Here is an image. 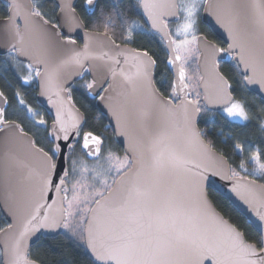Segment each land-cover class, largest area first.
Instances as JSON below:
<instances>
[{
	"label": "snow or ice",
	"instance_id": "snow-or-ice-1",
	"mask_svg": "<svg viewBox=\"0 0 264 264\" xmlns=\"http://www.w3.org/2000/svg\"><path fill=\"white\" fill-rule=\"evenodd\" d=\"M86 4L94 12V0H86ZM140 4L151 21V27L169 36L172 56L168 64L177 69L171 96L179 97V93H183L179 104L162 98L151 87L150 69L155 61L147 52L132 57L139 61L134 75L122 70L117 72L111 65L119 64L118 59L108 57L106 53L101 57L93 56L87 45L84 52L73 50L72 55L52 62V44L45 38L43 25L32 18L39 17L44 24L47 21L43 20L39 9L33 7L25 11L18 0H11L8 33L12 39L7 53L27 71L22 77L24 83L31 82L34 76L40 77L44 90L59 97L63 91L61 76L67 67L83 69L86 59L107 58L111 61L108 71L113 80L120 75L133 97L140 93L141 107L133 106L131 111L117 115L118 121H123L121 134L129 139L127 153L130 155L121 158L109 151L105 157L108 167L104 170L89 169L80 162V179L75 180L71 188L62 187L67 181L59 177V184H54L55 155L62 152L60 144L51 149V155L37 149L41 160L39 170L10 157L15 168L27 169L20 182H31L33 191L26 207H15L12 212L14 217L18 212L26 214L18 227L15 223L8 225L14 230V238L4 245L9 257L7 264H36L28 258V240L41 230H63L81 241L91 253L94 264H264V186L258 191L253 183L243 182L244 178L237 171L229 170L235 180L231 191L248 206L255 217L253 223L259 226L258 240L250 243L244 232L220 216L208 200L205 191L208 173L220 175L222 179H227L228 175L193 159L192 152L203 147L200 133L195 128V115L201 109L198 99H188L190 78L185 72L189 56L194 52L204 55L210 62L216 84L214 102L223 104L229 117L248 120L245 106L232 98L231 84L218 68L220 58L226 55L237 61L236 67L241 69L247 84L264 89V0H217L215 4L210 0H140ZM201 7L211 10L216 22L228 32L231 43L227 49L197 35V13ZM61 11L65 13L66 24L78 26V17L73 15L75 8L71 4L62 6ZM177 15L181 16L183 23L178 25L175 35L182 39L171 38L168 21L164 19ZM21 17L23 30L17 22ZM132 35L129 29L127 39L130 40ZM26 39L32 40L30 47H26ZM67 43L74 45L76 41L69 37ZM201 44L203 51L199 47ZM20 56L28 57L26 65L19 60ZM36 65H43V71ZM95 83H88L86 87L92 89ZM108 87L112 88V84ZM199 95L197 92L196 96ZM16 96L23 105L25 101L19 92ZM0 99H7L2 91ZM49 99H52L51 95ZM27 111L33 110L28 108ZM57 122L63 140L69 139V132L73 129L79 135V119L73 118L68 124L58 109ZM7 123L4 109L0 108V125ZM38 123L44 124L45 121L40 119ZM14 127L20 135H26L18 125ZM6 131L5 127H0V132ZM53 135L56 140L61 139L55 131ZM102 143V139L92 132L83 135V148L94 146L87 153L89 156L100 157ZM236 148L243 151L239 144ZM250 159L256 165L253 171L264 177L260 152ZM76 163L72 161L73 171H76ZM239 167L247 171L246 162H241ZM89 172L94 173V183H88V177L83 175ZM112 173L115 175L111 176ZM68 175L64 172V177ZM52 191L57 199L49 203L47 194ZM9 199L15 204L14 194Z\"/></svg>",
	"mask_w": 264,
	"mask_h": 264
},
{
	"label": "water",
	"instance_id": "water-1",
	"mask_svg": "<svg viewBox=\"0 0 264 264\" xmlns=\"http://www.w3.org/2000/svg\"><path fill=\"white\" fill-rule=\"evenodd\" d=\"M2 3H5L8 6V17H9V5L11 4V0H0ZM43 0H18V2L23 6L24 10L31 9L34 7L35 3H39ZM56 6L58 7V12L56 15L57 25L52 24L47 21L44 16L43 20L47 21L46 24L40 20L39 17H33V20L38 21L43 25L44 30L46 31V39H48L53 48L52 55L50 60L52 62H59V60L66 58L69 55L73 54V50L84 52L85 45H87V50L93 55L97 57L104 56L106 53L108 57H115L120 62L119 64H112L117 72L123 71L128 75H134L137 71V66H139V61H135L132 59L134 56H142L145 51H139L126 44L116 43L112 37L106 35L105 33L95 32L87 30L84 22L82 21L79 13L75 9L73 15L78 17V26L75 24L68 25L65 23V13L61 11V7L65 4H71L74 8L78 0H52ZM139 1L140 0H136ZM212 4H215L217 0H210ZM98 0H94L93 11H90V6L85 3V8L89 15H93L96 10ZM140 11L148 24L149 29L157 34L166 47V51L168 53V60L172 56V48L169 46V36L165 35L156 29L151 27V21L148 20L147 15L144 13V10L140 4ZM0 19V56H7V48L11 42V36L8 33V24L9 19ZM169 23H176L180 20V16H166L164 17ZM203 23L209 27V29L214 33V35L223 41L227 46L231 41L229 40L228 32L225 28L221 27L220 24L216 22V17L211 14V10L204 8L202 15ZM20 24L21 30L24 28L23 18H19L17 21ZM168 32L170 33L169 29ZM71 37L76 41L74 45H70L67 43L68 38ZM203 37V36H201ZM172 38V37H171ZM35 39V38H34ZM32 44V40L26 39V47H30ZM214 44V43H213ZM217 46V45H216ZM200 50L203 51V45L201 44ZM218 47V46H217ZM148 57L152 60L153 57L148 53ZM144 60H147V57H143ZM221 59L222 63L231 62L232 59H229L226 55ZM19 60L23 62V64H27L28 57L20 56ZM167 66L173 76V85L177 79V69L175 66L168 64ZM155 61V60H154ZM237 63L236 60H233ZM84 68L78 69L75 66L67 67L62 76H61V86L63 91L60 92L59 97H57L52 92H46L44 90V82L40 77H37L36 86H37V100L41 107L47 111L51 118L52 123L50 124V140L53 143L54 147L56 144H60L62 146V152L56 153L55 160L57 162V170L54 174L53 180L54 184H59V178L68 179V177H64V172H68V157L70 152L73 150V145L77 143L79 135L75 129L69 132V139L67 141L63 140V133L58 132L59 124L57 122V113L58 109L60 111L61 117L68 123L71 124L73 118L79 119V133L84 126L85 123V114L75 105L70 97V89L84 77L85 72L88 73L91 81H96L92 89H88L87 95L88 97L95 101L96 109L98 112L106 118L109 128L111 129L118 146L122 149L124 155L127 153V149L129 147V139L127 135H122L123 131V121H118L117 115L124 113L126 110L131 111L133 106L136 108L141 107L139 103L140 93H137L135 97H133L130 93L129 86L123 80V77L120 75L116 76V79L113 80L111 72L108 71V66L111 64V61L107 58L105 59H86L83 61ZM41 71H43V65H36ZM242 67V66H241ZM197 69L200 75L199 81V90L201 93V99L199 100V105H203L208 111L221 113L223 110V104L215 103V95H216V84L211 75V65L210 62L206 59L204 55L199 54V59L197 62ZM218 71H221L218 68ZM240 74L241 69L239 68ZM186 72V71H185ZM151 73V87L156 90L157 94L160 95L164 99H170L164 97L156 87L155 79H156V62L150 69ZM222 74V73H221ZM223 75V74H222ZM187 76V75H186ZM224 76V75H223ZM203 77V79H201ZM225 77V76H224ZM225 79H227L225 77ZM229 82V81H228ZM230 83V82H229ZM112 84V88H109L108 85ZM245 88L253 93L255 96L264 101V89H261L258 85H250L244 81ZM105 89H107L105 91ZM1 91V90H0ZM189 91V90H188ZM232 98L236 100L234 94L231 91ZM51 95L52 99H49ZM103 96L105 99H101ZM6 97V96H5ZM111 97V99H109ZM183 97V93H179V97L177 101L172 102L173 104H179L180 99ZM207 97V98H206ZM7 98V97H6ZM189 100H195L191 98V95L188 97ZM197 100V99H196ZM55 101L56 103H53ZM0 108L4 109V118L5 113L9 108L8 98L6 101L4 99H0ZM201 118V110L195 115V128L196 131L200 133V143L202 144V149L192 152L193 159L214 166L222 174H227V179H222L220 175H212L208 173V180L205 182V191L208 197L209 202L211 203L213 209L222 216L225 220H227L222 213L214 205L213 201L209 197V190L217 192L222 197L226 198L235 209L243 215L249 223L252 224L254 229L259 233L258 223H253L255 221V217L253 213L250 211L248 206L240 199L236 193L232 192L231 189L235 180L230 176L229 170L231 166L228 160L214 150L203 138V135L199 129V120ZM6 120V119H5ZM6 125H0V127H5L7 129L6 132H0V210L3 214L4 218L10 223H15L17 227L22 221L23 215L26 214L24 212H18L14 217L12 212L15 207L24 208L27 205L28 198L30 197L33 191V184L28 181L20 182L23 172H26L27 169L21 171L15 168L10 160V157H14L17 160L23 161L28 165L31 169L39 170L41 167L40 154L37 152L39 148L34 141V138L24 132L26 135H20L18 130L14 127L18 125L15 122L7 121ZM20 127V125H18ZM21 128V127H20ZM54 131L60 135L61 139L56 140L55 135H53ZM95 135V134H93ZM97 136V135H95ZM101 138V137H100ZM102 139V138H101ZM81 150L84 153L85 157L89 161H96L100 157L89 156L87 153L90 149L94 148L93 145H90V149L83 148V136L81 139ZM103 141V139H102ZM104 147V141L101 145V154L102 149ZM46 152V151H45ZM214 158V159H210ZM243 182H251L254 184L255 188L259 191L263 183L258 182L254 179H250L247 177H243ZM66 184L62 187H65ZM15 195V204L13 200L9 199V196ZM48 202L51 203V200L57 199L54 191L49 192L47 194ZM30 210V209H29ZM45 211L44 209L41 210ZM228 221V220H227ZM229 222V221H228ZM232 224L231 222H229ZM8 233H12V235H7ZM63 230H59L57 232H50L41 230L28 240V254L33 246H35L42 237L44 238H55L63 234ZM14 238V230L5 228L0 232V251L2 255V264H7L8 254L4 248L5 242L11 243ZM85 251L90 259L93 261V257L89 250L85 247ZM29 258V257H28ZM36 262V261H35ZM94 262V261H93ZM36 264H39L36 262Z\"/></svg>",
	"mask_w": 264,
	"mask_h": 264
},
{
	"label": "trees",
	"instance_id": "trees-1",
	"mask_svg": "<svg viewBox=\"0 0 264 264\" xmlns=\"http://www.w3.org/2000/svg\"><path fill=\"white\" fill-rule=\"evenodd\" d=\"M85 1L78 0L75 9L86 29L105 33L111 36L116 43L130 45L136 50L149 53L156 62V87L164 97L171 98L173 76L167 66L168 54L160 40L147 29L138 3L134 0H98L95 13L89 16L85 12ZM35 7L47 21L56 24L58 8L52 0H43L36 3ZM7 17L8 6L0 1V19ZM129 29L133 33L130 40L127 39ZM219 70L230 82L231 91L236 100L244 102L251 119L246 124L235 123L221 113L208 111L201 105L199 129L205 141L228 160L231 169L237 171L242 177L264 184V177L253 171L256 165L250 159L259 151L261 163H264V127L262 126L264 101L245 88L236 64L221 65ZM26 75L27 71L18 66L15 60L10 59L8 55L0 56V90L4 92L9 101L5 119L20 125L24 132L34 138L35 144L39 148L51 155V149L54 148L49 136L52 118L37 100L36 82L32 80L29 83L23 82L22 77ZM88 83H90V79L85 74L84 79L76 83L70 90L72 101L85 114V123L81 133L92 132L102 138L113 139L115 137L106 118L98 112L95 102L86 93ZM17 92L25 101L23 105L19 103ZM28 108H31L32 112L37 115L30 114L27 111ZM40 116L45 121L44 124L38 123ZM237 144L242 146L243 151L236 148ZM115 148L119 154H124L117 142ZM73 149L69 154L70 158L74 153L85 158L81 150V141L75 143ZM241 162H246L247 171L239 167ZM208 194L219 212L241 232H244L250 243H255L258 240V233L252 224L226 198L212 190H209ZM8 225L0 210V232ZM29 259L39 264H94L87 255L84 244L65 233L55 238L42 237L31 248ZM0 264H2L1 251Z\"/></svg>",
	"mask_w": 264,
	"mask_h": 264
},
{
	"label": "rangeland",
	"instance_id": "rangeland-1",
	"mask_svg": "<svg viewBox=\"0 0 264 264\" xmlns=\"http://www.w3.org/2000/svg\"><path fill=\"white\" fill-rule=\"evenodd\" d=\"M178 2H179V0H178ZM35 5H36V3L34 4V7H35ZM201 10H202V7L200 8L199 12L197 13L196 32L198 31L197 28L199 27V14H200ZM180 19H181V21H180L179 24L183 23L182 18H180ZM179 24L172 25L171 28H170L173 39H182V37H177L175 35L176 29H177V27H178ZM198 59H199V53L194 52L191 56H189L188 61L185 64L186 75H187V77L190 78V80H189V83H190L189 92H190L191 98H193V99H201V97H202L201 96V93H200V90H199L200 75L198 73L197 66H196ZM36 80H37V77L34 76L33 79H32V81H35L36 82ZM197 92L200 93L199 97L196 96V93ZM236 101L240 102L241 104H243L245 106V104H244L243 101H240V100H236ZM245 109H246V107H245ZM246 111L248 112L247 109H246ZM30 114L34 115L36 113L30 112ZM221 114L224 117H226L227 119H229L230 121L235 122V123H239V124H246L251 119V116H250L249 112H248L249 119L246 120V121L245 120H241L239 118L233 119V118L229 117L227 115V113L224 112V111H222ZM40 119H41V116H40ZM262 126L264 127V122L262 123ZM102 139L105 142V145H104V147L102 149V154H101V156H100V158L98 160H96V161H89L86 157L84 158V157L78 155L77 153L76 154L74 153L71 158L68 157V164H69V170H68L69 172L68 173H69V177L66 180L67 183H66V186L65 187L71 188L72 183H74L75 180L80 179V171H79L80 170V162L85 163L89 167V169L96 168V169L104 170V169H107V167H108V163H107L105 157L107 156V153L109 151H111L115 155L123 158L124 154L123 155L122 154H119L116 151V148H115L116 140H115V138H113V139H107L106 137H103ZM72 161H76L77 162L76 165H75L76 171H73L72 170V167H71ZM83 175L86 176V177H88V183H94V181L92 180V176L94 175V173L89 172V173H84ZM114 175H115V173H112L111 174V176H114ZM65 234H67V233H65ZM67 235H69V234H67Z\"/></svg>",
	"mask_w": 264,
	"mask_h": 264
},
{
	"label": "flooded vegetation",
	"instance_id": "flooded-vegetation-1",
	"mask_svg": "<svg viewBox=\"0 0 264 264\" xmlns=\"http://www.w3.org/2000/svg\"><path fill=\"white\" fill-rule=\"evenodd\" d=\"M134 1H136V0H134ZM137 3H138V5H139V10H140V2L139 1H136ZM85 3H86V1L84 2V8H85ZM98 4V3H97ZM77 5V4H76ZM58 8V7H57ZM204 8L205 7H202V10H201V12H200V14H199V27L197 28V35L198 36H203V37H207L210 41H212L215 45H217L218 47H223V48H225V49H227V45L223 42V41H221L219 38H217L215 35H214V33L209 29V27H207L204 23H203V21H202V15H203V11H204ZM85 12L87 13V10H86V8H85ZM140 13H141V11H140ZM88 14V13H87ZM89 15V14H88ZM141 15H142V13H141ZM89 16H92V15H89ZM142 17H143V15H142ZM181 18V17H180ZM143 20H144V22H145V24H146V27H147V29L150 31V33H152L155 37H157L159 40H160V42L163 44V46H164V48H165V50H166V47H165V45H164V43L162 42V40L160 39V37L157 35V34H155V33H153L150 29H149V27H148V24L146 23V21H145V19H144V17H143ZM180 21H181V19L178 21V22H176V23H169L168 22V29H169V31H170V33H171V30H170V28H171V26L172 25H177V24H179L180 23ZM55 25H57V21H56V24ZM171 37H172V34H171ZM173 38V37H172ZM167 52V51H166ZM168 54V53H167ZM168 58H169V56H168ZM198 62V61H197ZM231 63H234V64H236L233 60L231 61V62H225V63H222V62H220V64H219V66H221V65H225V64H231ZM196 66H197V64H196ZM239 69V68H238ZM198 70V69H197ZM85 74L86 75H88V73L87 72H85ZM85 74H84V77H85ZM172 75V74H171ZM89 76V75H88ZM84 77L82 78V79H84ZM81 79V80H82ZM89 79H90V77H89ZM80 81V80H79ZM78 81V82H79ZM77 82V83H78ZM243 82H244V80H243ZM90 83H92V81H91V79H90ZM76 85V84H75ZM74 85V86H75ZM73 86V87H74ZM72 87V88H73ZM71 88V89H72ZM70 89V90H71ZM87 91H88V88H87V90H86V93H87ZM170 99H173L174 101H177V98L176 97H171ZM196 100V99H195ZM95 102V101H94ZM95 107H96V105H95ZM84 133H86V132H84ZM84 133H81V131H80V133H79V137H78V141H77V143L79 142V141H82L81 139H82V136L84 135ZM104 145H105V142H104ZM68 170H69V164H68ZM69 172V171H68ZM68 177H69V175H68Z\"/></svg>",
	"mask_w": 264,
	"mask_h": 264
}]
</instances>
